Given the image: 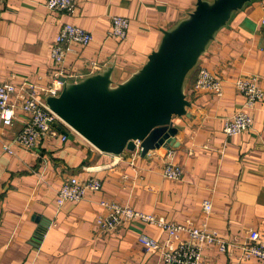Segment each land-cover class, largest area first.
Here are the masks:
<instances>
[{
	"label": "crops",
	"instance_id": "0c3cea01",
	"mask_svg": "<svg viewBox=\"0 0 264 264\" xmlns=\"http://www.w3.org/2000/svg\"><path fill=\"white\" fill-rule=\"evenodd\" d=\"M46 0H5L0 10V84L27 80L40 88L52 82L55 65L49 49L64 24L92 36L86 47H72L63 63L74 74L69 82L114 65L113 80L126 79L156 48L163 30L172 28L195 8L197 0H74L70 13L49 12ZM113 16L129 21L127 37L107 38ZM264 0L236 12L200 58L198 67L220 78L222 95L193 91L195 72L186 80L188 117L174 119L178 128L172 161L183 168L180 180L162 177L165 148L152 156H117L95 149L65 124L57 137L33 149L12 145L28 115L17 109L13 124L0 129V264H161L157 251L138 242L145 235L167 241L164 230L135 220L114 232L97 230L104 214L100 201L128 205L168 223L203 224L202 203L211 202L205 224L226 241L242 244L248 229L264 233ZM95 63V69L90 67ZM256 75L263 98L251 111L252 128L242 134L222 132L227 118L244 98L235 81ZM45 101L43 94L39 95ZM61 136L66 140L62 141ZM95 177L100 191H88L77 203L56 204L57 191L70 177ZM183 238V237H181ZM175 242L169 241L173 247ZM167 245V246H168ZM238 247L221 254L203 249L200 264H261L240 258Z\"/></svg>",
	"mask_w": 264,
	"mask_h": 264
},
{
	"label": "water",
	"instance_id": "95a60500",
	"mask_svg": "<svg viewBox=\"0 0 264 264\" xmlns=\"http://www.w3.org/2000/svg\"><path fill=\"white\" fill-rule=\"evenodd\" d=\"M253 0H197L195 8L162 31L156 48L123 81L113 80L114 65L76 82L64 79L48 108L99 152L140 155L177 147L174 119L188 117L186 80L231 17Z\"/></svg>",
	"mask_w": 264,
	"mask_h": 264
},
{
	"label": "built area",
	"instance_id": "2783aa9c",
	"mask_svg": "<svg viewBox=\"0 0 264 264\" xmlns=\"http://www.w3.org/2000/svg\"><path fill=\"white\" fill-rule=\"evenodd\" d=\"M5 0H0V7ZM45 7L49 12L70 13L75 9L74 0H46ZM2 12L0 10V19ZM264 24V19L261 21ZM129 21L125 17L113 16L111 26L107 32V38L122 41L127 37ZM92 41V36L86 30L72 24H64L59 29L54 41L50 45L49 57L55 65L52 72V82L45 88H40L27 80L15 86L10 81L0 84V129L13 124L16 119L15 111L20 109L28 115L22 124L21 130L11 141L1 143L2 150L10 155L13 154L12 145H18L26 149H33L38 144L59 135L57 124L63 122L54 114L39 95L57 96L62 87V79L73 78L74 74L67 72L63 63L72 47H86ZM90 67L95 69V63ZM238 92L243 96L244 103L234 115L227 118L223 123L222 132L226 136H234L249 131L253 125L251 111L263 98V91L259 86V77L256 75L245 76L235 81ZM193 91H204L217 97L222 95L221 80L204 67L196 68L195 80L192 85ZM64 124V123H63ZM65 141L66 137L61 136ZM162 177L177 181L183 176V168L175 164L173 148H165ZM135 158L140 156V147L131 152ZM153 150L145 156H152ZM118 157V156H117ZM102 183L95 177H89L84 181L76 176H70L59 188L56 196L58 207L65 203H77L84 198L88 191H100ZM100 207L104 214L95 220V225L100 233L108 234L132 221L138 220L145 224L164 230L167 234L166 242H159L145 235L138 238V242L146 250L157 251L160 255L161 264H200L203 249L215 248L219 253H230L235 247L240 249L241 259L254 257L264 264V233L255 229H248L245 240L238 244L234 239L226 241L217 233L207 228L205 221L212 210L211 202L202 203L203 224L197 227L186 224L168 223L154 215H147L135 211L128 205L114 201H100ZM183 237V238H181ZM169 241L175 242L174 246L168 245ZM168 245V246H167Z\"/></svg>",
	"mask_w": 264,
	"mask_h": 264
},
{
	"label": "trees",
	"instance_id": "16d2710c",
	"mask_svg": "<svg viewBox=\"0 0 264 264\" xmlns=\"http://www.w3.org/2000/svg\"><path fill=\"white\" fill-rule=\"evenodd\" d=\"M194 70H195V69H194ZM194 70H193V71H194Z\"/></svg>",
	"mask_w": 264,
	"mask_h": 264
}]
</instances>
